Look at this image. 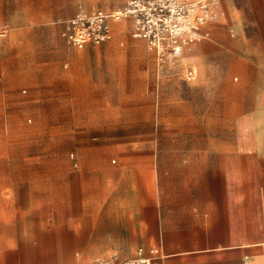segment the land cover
Masks as SVG:
<instances>
[{"label":"crops","instance_id":"obj_1","mask_svg":"<svg viewBox=\"0 0 264 264\" xmlns=\"http://www.w3.org/2000/svg\"><path fill=\"white\" fill-rule=\"evenodd\" d=\"M47 1L60 0H0V108L73 107V47L60 23L47 25ZM250 1L248 30L235 3V40L228 41L235 64H252L244 56L249 32L264 40V0ZM220 14L203 30L205 44H226ZM127 28L126 20L112 22L116 37ZM201 41L179 64H203L204 52L189 56ZM132 44L157 65L144 40ZM90 45L76 52L88 56L89 95H108L111 68L101 56L132 51L110 41L85 50ZM113 80L129 82L119 96L140 97L155 78L121 72ZM238 94L224 125L229 136L199 108H181L161 120L156 113L119 121L116 137L74 130L73 169L59 154L0 152V264H89L113 254L132 258L139 247L159 248L163 264H264V185L257 179L264 176V105ZM140 123L149 131H127ZM240 177L249 178L247 201L238 196Z\"/></svg>","mask_w":264,"mask_h":264},{"label":"rangeland","instance_id":"obj_2","mask_svg":"<svg viewBox=\"0 0 264 264\" xmlns=\"http://www.w3.org/2000/svg\"><path fill=\"white\" fill-rule=\"evenodd\" d=\"M127 1H47L45 2L47 25L60 23L64 28L65 21L76 14L80 7L88 9L101 7L114 11L123 8ZM212 1L214 3V0ZM215 2L214 13L219 12L223 15L222 18L227 19L225 24V20L222 22L223 25L219 23L222 28L228 29L224 38L226 44L218 47L214 43L205 44L208 43L209 38L201 41L202 43L200 42L189 56L204 52L205 60L202 65L194 60L195 65L178 63L161 68L156 65L152 53L146 58H141L132 44L137 40L131 36L132 24L130 20H126L128 28L124 34L117 37L113 34L110 42L119 50L131 49L129 51L132 53H122L121 58L116 60L114 55L101 56L104 58V63H110L111 68L107 76L110 79L107 82L110 88L103 91L109 93L108 95H89L91 90L87 89L89 82L85 74L88 56H78L76 52L84 49L73 47V79H77L74 87H79L73 91L78 93L73 96V107L67 104L62 105L61 108H0V152L12 150L16 154H59L63 160L62 164L70 163V168L73 169L74 130L87 127L90 137L98 138L108 133L111 137H116L119 132L117 128L119 121L137 119V122H140L145 117L156 113L161 120L178 114L181 108H199L200 112H205L207 122H222V135H232L228 129L224 128V125L235 115V91H239V99L244 102L252 103L257 100L258 104L264 105V40L261 39L262 34L249 32L248 35L252 40L246 47L244 56H247L246 59H249L252 64H235V48L232 50L233 46L228 43L231 39L235 40V3L245 14L241 25L246 30L249 29L248 25L250 26V19H252L247 13L253 8V4L250 0H217ZM208 24L211 25L212 20ZM0 32L1 34L4 32L2 28ZM64 40L66 42L65 38ZM92 47L91 44L89 49L85 50L91 51ZM201 47L203 49H200ZM63 63L64 66L66 64L70 66L68 60ZM190 67L197 68V74L195 78L188 80L187 71ZM121 72L123 74L142 72L153 76L155 81L146 82L149 85L146 96H119L118 94L123 90H128L122 89L121 85L129 83L113 80L114 76H118ZM101 92L102 90H99V93ZM62 99L67 103L70 101L69 98ZM145 128L147 129H143L140 123L127 131L139 133L142 130L149 131L148 125ZM121 131L123 133V130ZM9 138L14 139L12 145L11 143L7 145L6 140ZM240 171L247 172L245 166L243 170H238L239 173ZM248 179V177H240L238 180L240 190L238 196L244 201H247L250 196L247 191ZM257 179L258 183L264 185V176ZM261 196L264 199V192Z\"/></svg>","mask_w":264,"mask_h":264},{"label":"built area","instance_id":"obj_3","mask_svg":"<svg viewBox=\"0 0 264 264\" xmlns=\"http://www.w3.org/2000/svg\"><path fill=\"white\" fill-rule=\"evenodd\" d=\"M214 3L216 4L215 0ZM212 0H128L118 10L80 7L65 21L63 36L69 46L78 49L88 44H102L113 35L112 21L130 20L132 36L146 42L161 68L176 65L185 48L199 41L202 28L214 13ZM188 77L195 76L193 67ZM164 255L157 247H139L132 258L120 259L116 254L89 264H163Z\"/></svg>","mask_w":264,"mask_h":264},{"label":"bare ground","instance_id":"obj_4","mask_svg":"<svg viewBox=\"0 0 264 264\" xmlns=\"http://www.w3.org/2000/svg\"><path fill=\"white\" fill-rule=\"evenodd\" d=\"M215 1H217V0H215ZM217 16V15H216ZM216 16H214L213 17V19H212V22H214V21H216L217 20V17ZM115 21H119V22H121V21H123V20H115ZM115 21H113V25L115 24V23H118V22H115ZM210 26V24H207V25H205L203 28H202V31H201V37H200V41L201 40H203V38H204V33H203V30H205L206 28H208ZM197 42H199V41H197ZM194 44V43H193ZM192 45V44H191ZM186 49V48H185ZM183 55V54H182Z\"/></svg>","mask_w":264,"mask_h":264}]
</instances>
